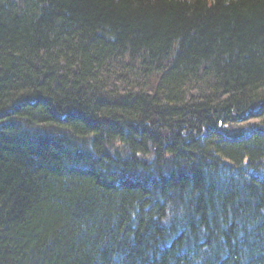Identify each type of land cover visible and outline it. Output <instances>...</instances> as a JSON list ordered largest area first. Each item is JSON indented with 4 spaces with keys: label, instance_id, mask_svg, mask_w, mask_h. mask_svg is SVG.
Listing matches in <instances>:
<instances>
[{
    "label": "trees",
    "instance_id": "trees-1",
    "mask_svg": "<svg viewBox=\"0 0 264 264\" xmlns=\"http://www.w3.org/2000/svg\"><path fill=\"white\" fill-rule=\"evenodd\" d=\"M259 102L264 0H0V264H264Z\"/></svg>",
    "mask_w": 264,
    "mask_h": 264
},
{
    "label": "bare ground",
    "instance_id": "bare-ground-1",
    "mask_svg": "<svg viewBox=\"0 0 264 264\" xmlns=\"http://www.w3.org/2000/svg\"><path fill=\"white\" fill-rule=\"evenodd\" d=\"M248 107H250L252 110L255 109V106H252L251 104L248 105ZM262 111H263V112H262ZM261 112L264 114V102H263V103H262V102H259L257 109L254 110L252 113H256V114H258V113H261ZM246 115H247V113H246ZM250 117H251V116H250ZM261 118H262V115L259 116V119H261ZM261 124H262V125H260V126H252L251 129L256 130V131H258V132H261L262 130L264 131V122L261 123ZM247 128H249V126H248ZM178 211H180V210H178ZM174 216H175V214H174ZM182 221H183V220H182ZM182 221H181V222H182ZM181 222L178 221V223H175V224H180ZM190 225L193 226V227H198V223H197L196 220L190 221Z\"/></svg>",
    "mask_w": 264,
    "mask_h": 264
}]
</instances>
